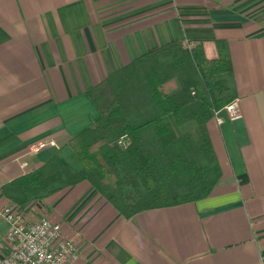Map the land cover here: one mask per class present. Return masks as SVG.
I'll use <instances>...</instances> for the list:
<instances>
[{"label":"crops","instance_id":"0c3cea01","mask_svg":"<svg viewBox=\"0 0 264 264\" xmlns=\"http://www.w3.org/2000/svg\"><path fill=\"white\" fill-rule=\"evenodd\" d=\"M218 40L242 118L207 123L222 174L209 197L125 218L88 181L25 206L4 195L95 125L89 92L111 76L172 42L216 60ZM12 205L61 224L79 250L72 264H262L264 0H0V258Z\"/></svg>","mask_w":264,"mask_h":264},{"label":"trees","instance_id":"16d2710c","mask_svg":"<svg viewBox=\"0 0 264 264\" xmlns=\"http://www.w3.org/2000/svg\"><path fill=\"white\" fill-rule=\"evenodd\" d=\"M216 44V60L172 42L111 76L136 83L132 103L103 107L89 92L102 117L4 195L25 206L88 181L125 218L209 197L222 174L207 123L237 98L228 44Z\"/></svg>","mask_w":264,"mask_h":264},{"label":"built area","instance_id":"2783aa9c","mask_svg":"<svg viewBox=\"0 0 264 264\" xmlns=\"http://www.w3.org/2000/svg\"><path fill=\"white\" fill-rule=\"evenodd\" d=\"M222 111L226 112L231 121L242 118L238 99L215 112L214 117L220 125L224 123ZM47 145L55 146V143L38 144L32 151L38 153ZM1 215L8 224V232L7 253L0 258V264H72L79 257L76 245L64 237L61 224L46 217L28 222L14 205L5 207ZM261 261L264 264V256Z\"/></svg>","mask_w":264,"mask_h":264},{"label":"rangeland","instance_id":"374dc122","mask_svg":"<svg viewBox=\"0 0 264 264\" xmlns=\"http://www.w3.org/2000/svg\"><path fill=\"white\" fill-rule=\"evenodd\" d=\"M162 74L169 78L172 76V74L167 71H164ZM128 77L130 76H126V78ZM136 89L137 86L133 80H129L128 83H124L123 80L115 84L108 82L104 87H102L101 91H97L98 93L96 96L100 99L103 107L122 101L129 104L132 103L131 97L135 93Z\"/></svg>","mask_w":264,"mask_h":264}]
</instances>
